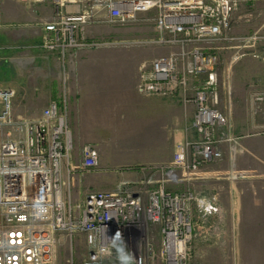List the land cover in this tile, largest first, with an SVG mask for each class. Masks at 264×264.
I'll return each mask as SVG.
<instances>
[{
	"label": "built area",
	"instance_id": "built-area-1",
	"mask_svg": "<svg viewBox=\"0 0 264 264\" xmlns=\"http://www.w3.org/2000/svg\"><path fill=\"white\" fill-rule=\"evenodd\" d=\"M50 1L55 18L44 25L40 47L60 60L61 95L38 116L24 117L13 111L16 89L0 87V264H57L62 238L73 243L77 235L84 236L88 249L80 264H154L159 258L164 264H190L197 218L222 211L217 195L171 190L168 183L183 178L168 179L166 169L159 167L146 180L124 181L115 190H87L82 199H74L75 174L98 168L99 152L84 145L78 171L67 59L75 50L117 44L87 38V24L106 20L128 25L141 13H153L147 19L155 34L145 42L170 52L139 64L137 90L196 108L193 135L175 143L170 167L196 173L222 160L225 150L235 162L245 149L234 133L230 108L222 103L232 62L222 67L221 52L233 48L232 42L261 39L258 33H231L233 14L250 0H79L84 8L75 15L64 12L68 0ZM253 101L264 103V92L254 93ZM150 226L158 228V252L150 241Z\"/></svg>",
	"mask_w": 264,
	"mask_h": 264
},
{
	"label": "crops",
	"instance_id": "crops-1",
	"mask_svg": "<svg viewBox=\"0 0 264 264\" xmlns=\"http://www.w3.org/2000/svg\"><path fill=\"white\" fill-rule=\"evenodd\" d=\"M251 1L255 0L249 2ZM83 8V2L68 0L64 6V12L68 15H75ZM100 11L101 16H105V12ZM153 15L151 13V15L145 16V26L141 28L151 36L155 34V27L153 21L147 18H152ZM54 18L55 6L50 0L38 4L21 0H0L1 58L21 48L24 50L34 49L39 53L43 52L40 44L44 25L53 21ZM115 26L117 25L102 20L99 23L87 24L85 34L89 39H110L119 32ZM157 50L161 51L162 49ZM41 54L43 55V53ZM81 54L88 55L91 59L78 60ZM123 54L127 55L125 59L117 58ZM51 57L52 60L42 59L41 63L47 67L50 66L55 59L54 56ZM69 57H71L67 62L71 100L69 123L75 141L74 162L76 163V159L82 156V148L87 143L94 145L99 152L98 168L85 174H80V172L75 174L74 182L77 181L76 189L74 186L75 200H80L84 196L82 188L103 189L109 185V189L115 190L124 181L136 182L145 179L148 174L145 167L128 168L123 171L121 167V169L116 167L118 165L136 163L151 165L162 162V160H171L174 149L167 158H161L163 131L170 133L173 138L171 142L173 141L174 145L178 141L192 137L191 124L195 114V106L193 104L182 105L174 98L141 94L137 90L139 61L132 62L129 60L125 50H119L112 46L98 49L85 48L73 51ZM75 59L76 61H74ZM24 111L27 112L22 109L18 114L24 116ZM237 116L238 114H236L234 123L235 132L239 135L238 133L241 132L242 128ZM129 132L139 133L140 136L133 142L130 140L128 144V138L124 134ZM111 133L114 134L113 137L115 136L112 138L114 141L115 139L126 141L125 146L121 145L116 148L119 152L107 151L114 149L107 145ZM115 133L118 134L117 137ZM239 136L245 151L239 154L235 163L231 161L228 151L225 150L222 160L202 166L198 171V176L183 180L189 188L194 183L209 184L210 187L208 185V188L200 193L206 197L219 196L218 202L220 205L222 204V211L225 206L224 200L220 198L222 190L220 187L216 189L211 186V183L223 179L220 176L223 167L226 171L228 166L231 169L238 166L240 171L249 170V172L257 174L259 161L263 162L264 160V135ZM245 159L249 162L248 167L243 164ZM81 164L82 158L77 165L78 171ZM174 173L173 176L182 175L179 172ZM237 190V188L232 187L227 192L231 199L227 202L229 206L227 207L226 223L228 229H233L234 238L235 232L240 226L242 211V201L239 199L241 192Z\"/></svg>",
	"mask_w": 264,
	"mask_h": 264
},
{
	"label": "rangeland",
	"instance_id": "rangeland-1",
	"mask_svg": "<svg viewBox=\"0 0 264 264\" xmlns=\"http://www.w3.org/2000/svg\"><path fill=\"white\" fill-rule=\"evenodd\" d=\"M146 15H151V13H141L139 20L133 24L115 26L119 32L110 38V40L117 41V44H114L112 47L125 50L128 53L129 60L132 62L139 61V64L144 60H151L170 52L168 48L150 45L145 42L146 39L153 37L141 29L145 26L143 18ZM231 33L238 37L258 33L261 39L256 43L250 44L241 41L232 42L233 48L221 52L222 67H228L232 62L229 73H227L230 81L229 86L227 85V90H222V103L224 104L223 106H227L226 108H230L231 110L234 133L236 135L234 123L236 114H238L237 120L242 128L241 132L238 133L239 135H263L261 132L264 128V103H255L253 101V94L264 92V0L248 2L238 9L232 16ZM157 49L162 50L158 51ZM23 50L24 48H21L2 58V54H0V87H13L16 89L17 94L13 107L15 114L17 113L18 115L24 109L27 111H24V117H35L52 100L58 99L61 95L60 88L62 90L63 69L56 54L47 53L45 50L40 53L36 50L34 51V49ZM51 56H54L55 59L50 66L47 67L41 63L42 59L52 60ZM125 56L127 55L123 54L116 57L118 59H125ZM70 59L71 57H68L67 62ZM79 59L89 60L91 58L88 55L81 54L78 57ZM248 122L249 124L247 125ZM113 135V133L110 134L107 144L110 146L109 148H114L113 150L108 148L109 150L107 151L111 153L115 151L119 152L116 148L126 145L125 140L119 141L115 139L114 141L112 138L115 136L113 137ZM115 135L117 137L118 134L115 133ZM124 135L128 138V144L130 140L133 142V140L138 139L140 136L139 133L130 132ZM170 137L171 135L168 131L162 132L161 158H167L175 148L174 142H171L173 138ZM80 158L82 156L76 159L75 164L78 163L77 165H79ZM171 161L172 159H166L151 165L136 163L118 165L116 167L122 168L121 170L123 171L128 168L145 167L148 174L142 180L156 175L159 167L166 169V177L168 179L183 178L184 180L188 177L195 178L198 176L199 172L189 173L172 169L170 167ZM243 162L248 167L249 162L247 160ZM224 169L223 167L220 173L223 179L212 182L211 186L216 189L221 188L222 193L220 198L224 200L225 208L223 207V211L213 217L203 218L199 216L197 218L198 224L195 229V238L190 246V264H264V160L263 162L259 161L257 174H253L249 170L240 171L238 166L232 169L228 166L226 171ZM174 172H179L182 175L173 176ZM76 182L75 180V189ZM208 185L207 183H194L189 188L185 185V181L168 183V187L171 190L184 191L188 189L198 195H202L200 192L205 191ZM108 186L103 187V189L94 190H111ZM232 187L237 188V191L241 192V194L239 193V199L242 201L241 222L235 232V238L233 229H228L226 223L227 207L229 206L227 202L231 199L227 192ZM91 189L93 190V188H82V194L84 195L87 190ZM149 233L151 244L156 252H158L160 250L158 228L150 226ZM87 253L88 249L83 235L75 236L73 243L69 237L64 236L58 248L57 264H80L86 258ZM154 264L164 263L159 258Z\"/></svg>",
	"mask_w": 264,
	"mask_h": 264
}]
</instances>
